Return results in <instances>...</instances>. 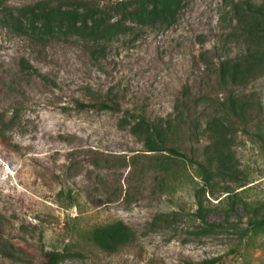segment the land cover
<instances>
[{
  "label": "rangeland",
  "instance_id": "rangeland-1",
  "mask_svg": "<svg viewBox=\"0 0 264 264\" xmlns=\"http://www.w3.org/2000/svg\"><path fill=\"white\" fill-rule=\"evenodd\" d=\"M38 1L0 0V264H22L1 254L10 246L28 262L55 250L81 254L59 264H264V226L249 225L264 216V0H173L155 23L113 14L103 40L21 30ZM108 98L120 112L76 108ZM183 102L203 120L242 110L228 127L201 123L200 151L219 157L207 187L132 127L175 118L168 146L190 157ZM197 201L219 229L205 231ZM116 222L133 240L103 252L90 233Z\"/></svg>",
  "mask_w": 264,
  "mask_h": 264
},
{
  "label": "trees",
  "instance_id": "trees-1",
  "mask_svg": "<svg viewBox=\"0 0 264 264\" xmlns=\"http://www.w3.org/2000/svg\"><path fill=\"white\" fill-rule=\"evenodd\" d=\"M138 4L125 5L129 0L115 1L112 0H39L32 7H26L21 11L20 20L21 30H37V34H50L59 38L61 34H71L79 37H86L92 40H103L108 38V34L113 32L120 26L121 21L110 24L113 14H120L123 20L130 19L135 23H155L157 20H166L175 15L176 6L173 0H139ZM150 7V9H148ZM58 34V36H57ZM103 51V49L101 50ZM95 53V52H94ZM225 72H223V76ZM232 80L234 79L231 76ZM78 111L85 109H97L99 111L120 112L119 103L108 98L106 101H100L92 104H85L76 101ZM185 116L188 120L189 141L192 145L191 156L188 157L179 147L168 146V139L175 134V125L177 120L165 123L164 127H157L151 124L143 115L132 116L134 119L132 127L138 129L145 135V144L150 152L166 153L174 158L188 161L194 166L207 187L211 184L213 169L219 162L218 154L208 150L200 151L198 147L200 137V126L203 121L214 127H228L234 125L237 118L242 117L241 109L238 105L231 102L228 107L219 106L216 116L200 118L192 112V107L186 103H182ZM228 108V109H227ZM206 119V120H205ZM13 118L10 123L13 124ZM228 125V126H227ZM197 218L201 221L205 231L209 232L219 229V224H209L206 221V213L203 211L201 202L197 201ZM250 229L256 230L264 226V216L260 220L250 221ZM91 242L100 250L106 253H115L121 246L126 245L133 240L132 232L122 223L116 222L104 226L94 228L90 233ZM21 248L10 246L4 248L1 254L9 258L13 262H21L22 264H59L66 257H81L80 253H65L55 250H43L40 252L37 260L28 262L23 258H19L18 254H24ZM220 260L218 258L206 260L198 264H216Z\"/></svg>",
  "mask_w": 264,
  "mask_h": 264
}]
</instances>
